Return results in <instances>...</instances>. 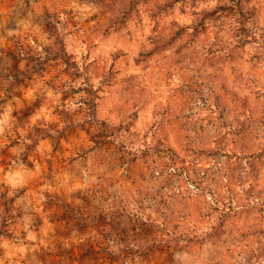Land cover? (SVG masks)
Instances as JSON below:
<instances>
[{
  "label": "rangeland",
  "instance_id": "374dc122",
  "mask_svg": "<svg viewBox=\"0 0 264 264\" xmlns=\"http://www.w3.org/2000/svg\"><path fill=\"white\" fill-rule=\"evenodd\" d=\"M0 264H264V0H0Z\"/></svg>",
  "mask_w": 264,
  "mask_h": 264
}]
</instances>
